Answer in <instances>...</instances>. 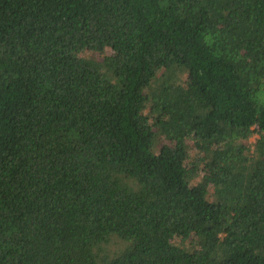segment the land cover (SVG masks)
I'll list each match as a JSON object with an SVG mask.
<instances>
[{"label": "trees", "instance_id": "obj_1", "mask_svg": "<svg viewBox=\"0 0 264 264\" xmlns=\"http://www.w3.org/2000/svg\"><path fill=\"white\" fill-rule=\"evenodd\" d=\"M0 264H264V0H0Z\"/></svg>", "mask_w": 264, "mask_h": 264}, {"label": "rangeland", "instance_id": "obj_2", "mask_svg": "<svg viewBox=\"0 0 264 264\" xmlns=\"http://www.w3.org/2000/svg\"><path fill=\"white\" fill-rule=\"evenodd\" d=\"M255 139H256V138L252 139L251 141H252V142H254V141H255ZM189 239H190V238H189ZM192 241H194V240H192Z\"/></svg>", "mask_w": 264, "mask_h": 264}]
</instances>
